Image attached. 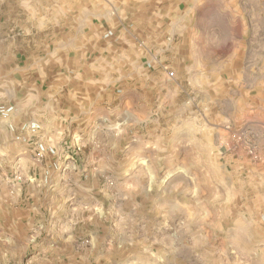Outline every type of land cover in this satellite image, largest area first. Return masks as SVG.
<instances>
[{
  "label": "rangeland",
  "instance_id": "rangeland-1",
  "mask_svg": "<svg viewBox=\"0 0 264 264\" xmlns=\"http://www.w3.org/2000/svg\"><path fill=\"white\" fill-rule=\"evenodd\" d=\"M0 54V264H264V0H0Z\"/></svg>",
  "mask_w": 264,
  "mask_h": 264
},
{
  "label": "crops",
  "instance_id": "crops-1",
  "mask_svg": "<svg viewBox=\"0 0 264 264\" xmlns=\"http://www.w3.org/2000/svg\"><path fill=\"white\" fill-rule=\"evenodd\" d=\"M10 55L11 54H0V68H2L4 70L5 69L14 70L15 69V67H14L15 64L9 63V61L11 60ZM101 59H103V58H99V60H101ZM99 62L100 61H98V63ZM69 107H71L72 110ZM73 107L78 110L77 104L75 102H69V103H66V104L61 105V106L56 105L55 108H57V109L48 108L49 109L48 114L50 116H52L55 121H57V120L64 121L69 116V114L67 112H69V113L71 112L73 116L77 115V112L75 110H73ZM50 109H52V111Z\"/></svg>",
  "mask_w": 264,
  "mask_h": 264
},
{
  "label": "built area",
  "instance_id": "built-area-1",
  "mask_svg": "<svg viewBox=\"0 0 264 264\" xmlns=\"http://www.w3.org/2000/svg\"><path fill=\"white\" fill-rule=\"evenodd\" d=\"M168 75H169L170 77L173 76V72H172V71L168 72ZM31 126H32V127H31L32 130H34V129L36 128V126H35L34 124H32ZM226 129H229V127L227 126ZM233 138L235 139V135L233 136ZM240 138H241V137H237L236 139H240ZM248 154H249V155H250V154L252 155L253 152H252V151H249Z\"/></svg>",
  "mask_w": 264,
  "mask_h": 264
}]
</instances>
